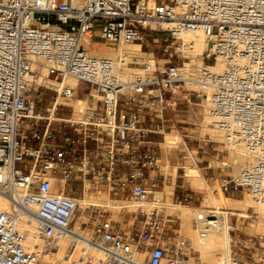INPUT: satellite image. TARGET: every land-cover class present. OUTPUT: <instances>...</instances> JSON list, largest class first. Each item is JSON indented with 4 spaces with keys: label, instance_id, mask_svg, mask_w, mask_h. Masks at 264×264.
Instances as JSON below:
<instances>
[{
    "label": "built area",
    "instance_id": "built-area-1",
    "mask_svg": "<svg viewBox=\"0 0 264 264\" xmlns=\"http://www.w3.org/2000/svg\"><path fill=\"white\" fill-rule=\"evenodd\" d=\"M197 33L208 45L187 66L196 47L186 37ZM96 37L105 48L152 43L156 53L127 62L141 70L127 82L117 77L125 59L96 50ZM42 67L60 89L36 82ZM80 84L100 99L72 120L57 101ZM192 95L209 104L213 129L253 158L217 191L247 190L264 209V0H0V195L9 202L0 264H202L148 175L161 168L151 140L165 133L160 115ZM99 194L117 209L93 201ZM205 212L201 238L221 220ZM121 216L133 227H120ZM230 249L228 264H264V234H239Z\"/></svg>",
    "mask_w": 264,
    "mask_h": 264
},
{
    "label": "bare ground",
    "instance_id": "bare-ground-1",
    "mask_svg": "<svg viewBox=\"0 0 264 264\" xmlns=\"http://www.w3.org/2000/svg\"><path fill=\"white\" fill-rule=\"evenodd\" d=\"M186 41L194 42V45L196 47L195 51L191 53L192 61L187 64V66H191L193 63L199 64L200 59L197 58L202 51L206 48L208 45V42L204 38V36L201 33H197L194 35H190L186 37ZM103 53L111 56L120 55L123 59H125V63H118V70H117V77L120 80L124 81H132L136 75H138L141 70L137 67H129L127 66V62L135 61L134 59L137 58L140 61V57L144 55V53L141 50V46L139 44H128L123 45L119 49H116L112 46H108L104 48L102 51ZM151 55H149L150 57ZM137 61V60H136ZM36 82L38 84H42L48 88H54V89H60L61 83H56L55 81L49 79L47 77V71L45 68L39 69V74L36 78ZM65 84H68L71 87H76L78 85V81L73 78H67L65 80ZM212 90L210 88L207 89V93L210 94ZM95 98L94 102L97 103V101L100 99V95L96 92H93ZM86 98H78L76 96L74 97H62L60 96L57 103L66 105V106H73L75 108V114H73L72 120H81L84 112V104L86 102ZM54 104V102H53ZM208 104V103H207ZM81 113V115L79 113ZM209 115V114H208ZM207 116V115H206ZM210 116V115H209ZM211 122L210 117H206V122ZM206 124V123H205ZM204 124V126H205ZM205 129V128H204ZM214 131V130H212ZM219 137L221 138V143H226L231 148V156L228 160L222 161L221 165L222 167H231L232 173L235 175V177H238L241 169L249 165L253 158L250 154H248L246 151H244L241 148H238L234 146L232 143H230L226 136L218 133ZM177 133L170 132L166 134V141L163 142L164 150L162 151V162L164 164H173L176 169L178 166V159H177ZM217 139V140H218ZM235 148V149H234ZM215 162V160L213 159ZM212 162V163H214ZM217 162V161H216ZM219 162V161H218ZM217 165V164H216ZM186 173L185 177L191 181L193 186L198 187H205L206 193H205V200L203 201V204L205 205H212L217 208L215 211V215L221 217L220 223L218 227L210 229L207 236L205 238L200 237V231L202 227L204 226V217H205V210L204 209H188L184 206L179 205H173L170 206L173 209H181L182 212L180 214L181 219V231L186 233L187 236L191 238V241L193 246L201 253V257L208 262V264H228L229 257H230V219L231 216L238 215L239 218H247L250 215L244 211L247 210L248 207H254L255 211L259 214L264 216V209L258 207L256 203L254 202L252 196L250 198L249 195L245 198L243 201H229L228 198L218 199L215 194L213 193L212 189L209 188L208 184L206 183L205 178L201 175L200 169L198 165L196 164L195 160L189 159L187 160L186 165L184 166ZM166 190L162 192V196L164 199V203L166 205L168 200H171L173 197V185L166 186ZM93 201L100 203V204H109L112 208L117 209L115 204H113L106 195L99 194L97 197L92 199ZM172 201V200H171ZM9 202L5 196L0 195V211L7 208ZM138 205H136L137 207ZM231 207L234 208V210H243V212H235L233 211H221L220 207ZM169 207V208H170ZM241 208V209H240ZM228 209V208H227ZM260 227V226H259ZM232 228V227H231ZM29 231L34 232L35 231V225L32 224L28 227ZM258 229V228H257ZM262 229V227H261Z\"/></svg>",
    "mask_w": 264,
    "mask_h": 264
},
{
    "label": "rangeland",
    "instance_id": "rangeland-1",
    "mask_svg": "<svg viewBox=\"0 0 264 264\" xmlns=\"http://www.w3.org/2000/svg\"><path fill=\"white\" fill-rule=\"evenodd\" d=\"M59 1H61V0H59ZM157 35L159 38H161L163 36H167V34L161 33V32H158ZM152 39H153L152 36H150L149 40L151 41ZM94 47H95V49L103 51L105 48V44L102 41V39H100L99 37H96L94 39ZM153 48L154 47H153L152 43H149L148 45H144L142 48L144 55H142V57H140V61L137 58L135 59V61L137 60L136 62L141 63V62L148 60L150 58L149 57L150 53L145 54V52L149 51ZM132 67L138 68L139 66L133 65ZM196 89H198V88L196 87ZM43 92H45V97L48 100H52V98H54L55 92H53L49 89L48 90L44 89ZM88 93H89V91H88L87 85L81 84L78 87V92L76 94V97H78V98H86L87 97L86 102L84 104L85 109L89 108V106H95L97 104L94 102L95 96L94 95L89 96ZM46 103H47V101L44 102V104L40 105L39 107L41 109H43L44 106L46 105ZM187 104L191 105V108L193 109L192 110L193 118L188 119L187 117L182 116L179 118L180 121L178 123H176L175 126L173 124L176 121V119L173 115L178 113L179 108L177 106V108L175 110H170L171 113H174L173 115H171V118L175 121H173V123H171L170 126L166 127L165 133L163 135H159L160 136V138L158 140L159 143L157 145H155L156 149L161 154V159H162V154H163L162 151L164 150L162 143L166 141V134L175 131L177 133V137H178V139H177L178 143L176 144L178 165L181 164L182 166H184V165H186L187 160H189V159L195 160L196 164L198 165V167L200 169L201 175L205 178L206 183L208 184L209 188L212 189L213 193L215 194V196L219 200L222 199V201H223L224 198H228L227 200H229V201H240V200L243 201V200H245L247 195H249L251 198V195L249 194V192H247V190H240L239 192H237L235 194H223L221 191H219V192L217 191V188L220 185V179L222 178V175H224V177L235 176L232 173L231 167H222V165H221L222 161L228 160L229 157L231 156V154H232L231 148L226 143L220 142L221 138L218 136L219 134L210 125V121L208 120L209 122H206V117H210L208 115L209 114V104H207V101L202 100V99H198L196 96H193L191 98V103H187ZM85 109H84V111H85ZM183 109H184V107H183ZM59 110L61 111L60 113L62 115L75 114V111H74L75 108L73 106L60 107ZM77 113H79V112H77ZM79 114L81 115V113H79ZM180 114H187V113L183 112ZM204 124H205V126H204ZM212 130H214V131H212ZM218 158H220V159L218 160ZM213 159H216L215 162L213 161ZM179 161H181V163H179ZM212 162H214V163H212ZM161 168H162L163 172H165L167 175H172L175 178L176 168L172 163L171 164H164V162H162V160H161ZM173 168H175L174 171H172ZM185 173H186V170L184 167H182V169H180L179 173H178L179 184H181L182 181L186 179L190 184L189 186L192 187V189H197L202 198H201L200 202H194L193 204H191V206H189V207L184 206V207H186L188 209L198 208V209H204V210L208 209V208H210V209L213 208L216 211L217 210L216 207H214L212 205L203 204V201L205 200V193H206L205 187L203 188V187L193 186L191 181H189L186 177H184ZM212 177H213V179H211ZM185 192H187V191L186 190L182 191L181 188H178L176 191V194L174 195V190H173V197L171 199L172 201L171 200L166 201L168 204L167 205L168 208L165 209V213L171 214L172 217L175 220H177V223L174 226V229H176V232L179 231L180 234L184 238L188 239L191 242L192 241L191 238L189 236H187L186 233H184L183 231L180 230L181 229L180 214H181L182 210L180 208L179 209H173L172 208L173 205L183 206L182 204H180L179 199L176 200V198L178 196H181ZM170 206H172V207H170ZM220 208H221L220 209L221 211H223V210L224 211H233L234 210V208H231V207L221 206ZM234 211L238 212V213L243 212L242 209H241V211L240 210H234ZM244 211H246L248 214H253L256 212L254 207H248L247 210H244ZM256 214H258V213L256 212ZM131 223H132V221H131ZM230 223H231V227H232V228L230 227V235H231L230 236V244H231L233 237H235L239 234H241V235H243V234H252V235L264 234V219L261 216L256 218L253 221L250 218L243 219V218H239L238 215H235V216H231ZM261 227H262V229H261ZM197 254L200 255V260H201L202 264H208V262L201 257V253L199 251Z\"/></svg>",
    "mask_w": 264,
    "mask_h": 264
},
{
    "label": "crops",
    "instance_id": "crops-1",
    "mask_svg": "<svg viewBox=\"0 0 264 264\" xmlns=\"http://www.w3.org/2000/svg\"><path fill=\"white\" fill-rule=\"evenodd\" d=\"M96 50H98V49H96ZM152 52L156 53L154 48L149 50V51H146L145 54L152 53ZM193 96H195V95H192L191 98ZM191 98L189 100L182 99L180 101V103L178 105V108H179L178 109V113L174 114V113H171L170 110H167V111L163 112V114L160 115V118H162V121H163V124H164L165 127L170 126L171 123H173V121H175V120H173L171 118V115H173V114H174L173 116L176 119V121L173 124L174 126L176 125V123H178L180 121L179 118L182 117V116L187 117L188 119L193 118V113H192L193 109L191 108V105L187 104V103H191ZM183 107H184V109H183ZM183 112H185L187 114H180V113H183ZM146 124L150 125L149 121ZM159 138H160L159 135H156V134L151 135V140L154 143V145H157L159 143L158 142ZM219 159L220 158H218V160ZM214 160H216V159H214ZM179 163H181V161H179ZM184 166H182L181 164H179L177 166L175 178L172 175H167L165 172H163L162 168L156 169V170H149L148 171V175H149V178L151 180H155L158 183H160V187L162 189H164L163 191L166 190V188H165L166 186L173 185L174 195L176 194V191H177L178 188H181L182 191L186 190V191H191V192H194L196 194H199L197 189H192V187L189 186L190 184H189V182L186 179L183 180L181 184H179V180H178L179 179V175H178V173H179V170L182 169V167H184ZM175 168H173L172 171H174ZM222 178H224V175H222ZM211 179H213V177ZM117 221H118V224L120 225V227H122V228L129 229V228L133 227V225H131L132 224L131 223V219H128V218H126L124 216L119 217Z\"/></svg>",
    "mask_w": 264,
    "mask_h": 264
}]
</instances>
